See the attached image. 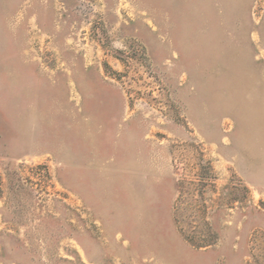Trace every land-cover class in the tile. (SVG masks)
<instances>
[{
	"label": "rangeland",
	"instance_id": "rangeland-1",
	"mask_svg": "<svg viewBox=\"0 0 264 264\" xmlns=\"http://www.w3.org/2000/svg\"><path fill=\"white\" fill-rule=\"evenodd\" d=\"M0 264H264V0H0Z\"/></svg>",
	"mask_w": 264,
	"mask_h": 264
}]
</instances>
